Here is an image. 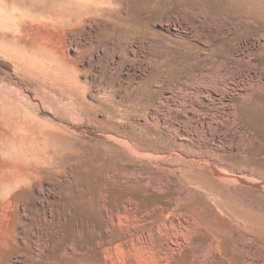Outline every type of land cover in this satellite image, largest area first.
I'll use <instances>...</instances> for the list:
<instances>
[{"label":"rangeland","instance_id":"obj_1","mask_svg":"<svg viewBox=\"0 0 264 264\" xmlns=\"http://www.w3.org/2000/svg\"><path fill=\"white\" fill-rule=\"evenodd\" d=\"M88 1H102L106 10L79 25V42L84 33L91 37L88 22L96 21L100 29L95 28V40L107 47L105 54H98L97 47L87 54L76 53L69 24L33 18L37 11L54 10L64 0H0V7L11 13L22 10L32 15L25 17L18 31L0 23V36L22 35L26 48L54 54L79 83L76 92L65 85L55 91L42 87L24 70L16 76L0 66V97L5 91L36 114L0 116V264H101L106 246L129 241L133 234L150 238L157 260L170 243L168 264H264V226L257 221L260 215L264 219V191L257 196L259 212L242 226L203 207L205 199L199 194L188 204L183 201L178 213L185 214L184 241L174 244L177 227L160 232L156 228L164 225L163 203L187 189L196 174L177 175L133 152L134 144L166 146L165 137L159 138L162 142L149 139L151 112L164 90L178 88L187 76L199 81L235 75L234 81L205 83L193 93L178 88L179 106L167 115L172 119L227 115L224 108H229L244 124L235 139L252 141V146L245 154L224 159L245 163L264 178V41L255 48L247 44L241 56L233 54L242 42L264 34V13L239 8L233 0ZM179 10L190 23H198L196 30L179 23H172L171 30L154 25ZM112 40H117L115 47L109 45ZM138 41L141 47L132 57L130 51ZM208 66L213 69L204 70ZM164 67L165 85L157 87ZM238 71L243 75L237 77ZM238 83L246 86V95L236 91ZM21 85L44 107L20 94ZM18 123L27 128L23 135L14 132ZM248 132L253 135L248 137ZM119 213L131 217L125 216L121 223ZM176 215L168 219L174 226Z\"/></svg>","mask_w":264,"mask_h":264},{"label":"bare ground","instance_id":"obj_2","mask_svg":"<svg viewBox=\"0 0 264 264\" xmlns=\"http://www.w3.org/2000/svg\"><path fill=\"white\" fill-rule=\"evenodd\" d=\"M233 3L239 8H249L251 9L250 11H255L260 14L264 13V0H233ZM104 10L106 9L104 8V3H102V1L89 2L88 0H64V3L59 7L55 8L54 10L37 11L35 15H33V18H41L53 22L69 24V39L72 46L71 49H73L74 52H83V54H87L88 50L97 47L98 54H105L107 47L99 46L97 44V41L95 40L97 36V33L94 32L95 28L100 29V25L98 22H88V29L91 30L93 34H90L91 37L88 38L87 35L84 33V38L82 42H79L80 34L78 30L79 25L87 23V20L89 18L103 15ZM21 11L19 13L18 11H14L11 13L10 10L8 11L7 9L0 7V23L4 26H7V28L8 26H12V28H16L14 29L15 31H18V28H22V26L24 25L23 22L25 17L32 16L30 14L26 15V12ZM198 19L200 20L201 17H199ZM172 23H174V25L175 23H179L182 25L183 28L187 30H196L197 25L195 24H198L190 23L189 19L184 15V13L179 10L175 12V14L166 15L164 16V18L158 19L154 25H156L157 27L159 26L163 29L166 27L171 30ZM22 40H24L22 35L19 36L18 34H8L7 32H4L0 36L1 67L5 68L9 73H16V76L20 70H24L25 73L32 80L34 79L41 81L43 84L42 87L44 86L50 88L51 90L58 91V86L65 85L69 86L71 90L73 88V91H75L76 89L78 91L79 83L77 81H73V79L71 78L72 75L69 73L66 64H63V62L59 60L54 54H42L39 51L26 48L24 43H22ZM263 41L264 34L255 35L248 42H242L241 48L235 49L233 51V54L236 56H241L246 52L248 46L247 44H251L252 47L255 48L260 45ZM116 42L117 40H112L109 45L115 47ZM139 46V41L138 43L133 44L132 49L130 51L132 57L137 56V51L141 47ZM126 51L127 50H125V52ZM89 59V56L85 57L84 61L86 64H88ZM164 68L165 69H161V77L155 82L157 87L165 85L167 68ZM212 69L213 66H208L204 68V70L206 71H210ZM236 75L237 77H239L242 76L243 73L242 71H238L236 72ZM234 78L235 75L224 78L209 77V79L206 78L203 80L195 81L192 76H187L186 79L180 81L181 84L178 86V88H180V91L184 89L188 92L193 93L201 90L202 88L199 86H202L205 83L212 84L215 86L216 84L226 83L229 80L234 81ZM22 86L23 85L18 87L21 89L19 93L25 95L33 104H35L39 108H43V101L31 93H27V90L25 88L23 89ZM178 88L171 89V91L164 90L162 95L158 99L157 104L151 112V131H149L150 137H148L149 139L152 138L156 141L159 138L163 139L165 137L168 140L167 144L161 143V145L165 144L166 146L159 147V145L154 147V144H150L153 147L148 148L149 146H146L147 148H145L141 147L140 145L138 146L134 144V151H132L136 152V154L141 156V158H148V160L150 159L151 162H154L162 167L169 168V170H172V172L176 173L177 175L183 174L187 171L194 172L196 174L194 178L192 176V179L189 182L187 189H183L182 191H180L181 193L177 195L175 199L171 197L164 200V205L162 209L164 222L161 223L164 225H158L156 227L159 232L161 230L168 229V227H177L174 233L176 243H173H178L179 245H181L184 241L183 236L185 232V224L182 216L185 214H179L178 207L182 203H184L183 201H186L188 204V202H192L195 199L196 194H199L197 195L198 197L200 196L205 199V205L203 207H207L209 210L213 211L220 217H223V219H227L228 221H230L231 224H234L235 226H242L248 220H250L251 222L252 218L255 217V214L259 212L257 196H259L264 191V178H261L259 175L255 174L245 163L236 165L233 162H228L224 159L226 155L238 156L245 154L246 152H248L247 150L250 148V146H252V141L248 140L246 142H239L237 139H235L236 136L239 137L242 133L241 130L244 127V124L240 123L239 115H232L231 110L229 108H224V111L227 113V115H184L181 118L178 117L176 119H172L170 115H167V113L170 112L172 107L179 106L177 97L182 95H180L181 92H178ZM216 90L219 91V89ZM236 91L244 93L245 95L248 93L246 86L240 85L239 83L236 86ZM218 96L221 100H226V97H224V95L218 93ZM228 105L224 104V106ZM5 115L36 114L31 111H28L24 103L20 99L10 97L5 91H3L1 92L0 97L1 119H4ZM26 130L27 128L25 127L24 123H18L14 126L15 133L23 135ZM247 134L248 137L250 135H253L251 132H248ZM158 141L162 142L161 139H159ZM160 142L155 143L157 144ZM5 150H7L6 147ZM173 199L175 201L174 207H172L171 204V201H173ZM174 214H177L176 216H178V222H176L177 224H175L177 226H174L173 220L169 221L171 216H174ZM128 215L129 214L123 213V216L120 214L119 216L117 215V218L121 222L122 218H124L125 216L128 217ZM262 217L260 215V217L257 218V221L261 226H264V219H262ZM125 225L126 224H124V226ZM147 232H151V229H149V231ZM147 232H144L143 235ZM151 234L153 233L151 232ZM133 235L132 239L129 241L116 243L114 245L111 244V246L109 247L106 246V248L104 249L105 259L101 264H168L170 262V243H168V246L165 248L162 255L159 253L161 256L159 257V260H157L155 255L156 253H154L153 251L154 245L150 242V238H135ZM138 240L143 242H138ZM172 255L174 256L175 254Z\"/></svg>","mask_w":264,"mask_h":264}]
</instances>
